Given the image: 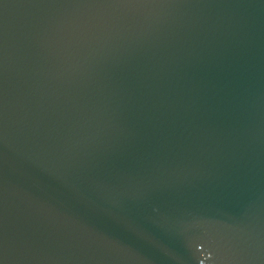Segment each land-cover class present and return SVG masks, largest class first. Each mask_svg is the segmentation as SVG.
<instances>
[{"label":"water","instance_id":"95a60500","mask_svg":"<svg viewBox=\"0 0 264 264\" xmlns=\"http://www.w3.org/2000/svg\"><path fill=\"white\" fill-rule=\"evenodd\" d=\"M0 264H264V0H0Z\"/></svg>","mask_w":264,"mask_h":264},{"label":"snow or ice","instance_id":"6c2138e0","mask_svg":"<svg viewBox=\"0 0 264 264\" xmlns=\"http://www.w3.org/2000/svg\"><path fill=\"white\" fill-rule=\"evenodd\" d=\"M65 2L92 7L120 9L157 3L161 2V0H65ZM0 243H2V238H0Z\"/></svg>","mask_w":264,"mask_h":264}]
</instances>
